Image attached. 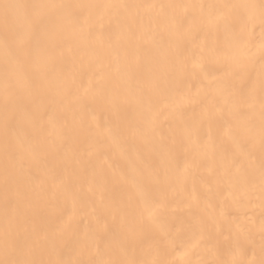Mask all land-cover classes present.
<instances>
[{
    "label": "bare ground",
    "instance_id": "bare-ground-1",
    "mask_svg": "<svg viewBox=\"0 0 264 264\" xmlns=\"http://www.w3.org/2000/svg\"><path fill=\"white\" fill-rule=\"evenodd\" d=\"M0 264H264V0H0Z\"/></svg>",
    "mask_w": 264,
    "mask_h": 264
},
{
    "label": "snow or ice",
    "instance_id": "snow-or-ice-1",
    "mask_svg": "<svg viewBox=\"0 0 264 264\" xmlns=\"http://www.w3.org/2000/svg\"><path fill=\"white\" fill-rule=\"evenodd\" d=\"M7 7V6H6Z\"/></svg>",
    "mask_w": 264,
    "mask_h": 264
}]
</instances>
